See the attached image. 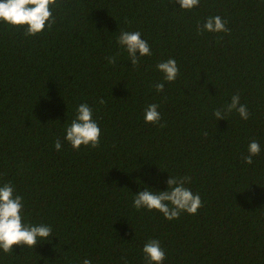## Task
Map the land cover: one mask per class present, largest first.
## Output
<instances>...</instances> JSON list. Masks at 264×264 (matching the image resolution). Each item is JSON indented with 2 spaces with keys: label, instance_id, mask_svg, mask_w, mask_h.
Listing matches in <instances>:
<instances>
[{
  "label": "trees",
  "instance_id": "trees-1",
  "mask_svg": "<svg viewBox=\"0 0 264 264\" xmlns=\"http://www.w3.org/2000/svg\"><path fill=\"white\" fill-rule=\"evenodd\" d=\"M51 10L55 23L36 36L0 21V186L23 197L24 223L53 235L0 250V264H145L150 239L165 251L162 264H264V0H200L191 10L169 0H56ZM215 15L230 31L198 33ZM122 31L150 46L136 67L117 45ZM168 58L179 68L173 82L155 67ZM235 94L249 118L216 120L213 110ZM81 103L93 109L98 148L63 139ZM151 103L156 125L144 122ZM253 139L261 152L247 165ZM168 175L191 178L196 214L169 221L132 207L139 191L166 190Z\"/></svg>",
  "mask_w": 264,
  "mask_h": 264
},
{
  "label": "clouds",
  "instance_id": "clouds-1",
  "mask_svg": "<svg viewBox=\"0 0 264 264\" xmlns=\"http://www.w3.org/2000/svg\"><path fill=\"white\" fill-rule=\"evenodd\" d=\"M200 0H169V3H178L184 10H191L199 5ZM56 4V0H0V21L15 28H23L25 36H36L41 33L45 26L51 28L55 23L51 6ZM227 21L219 15L209 16L202 25H197L198 33L223 32L228 33L230 29L226 27ZM117 45L126 50L128 60L133 67L139 65L140 57L152 55L148 42L141 38L139 31H122L117 38ZM137 52L139 55H137ZM108 63L116 64V57H107ZM157 71L162 73L163 81L173 82L179 74V68L174 58H168L155 65ZM155 90L162 92L164 83L157 82ZM99 103L105 101L101 98ZM159 105L149 104L144 110V122L156 125L161 120L158 111ZM233 111L237 112L241 119L247 120L249 112L247 106L240 103L239 94L231 97V102L222 108L214 109L213 116L216 120L224 119ZM163 127V124H160ZM207 135V133H205ZM64 140H66L74 150H78L81 145L98 148L100 145V128L93 119V109L86 103L77 106L75 118L65 128ZM54 147L57 151L61 148V140L55 141ZM247 155L242 157L247 165L253 164V157L261 152L259 143L253 139L247 147ZM163 171V170H162ZM190 177H172L168 175L166 180L167 188L163 191L152 192L148 188L139 191L134 195L132 207L139 210H156L162 213L163 217L169 221L178 219L182 212L196 214L202 206V201L198 194H194L185 187L190 182ZM13 185L8 182L0 186V250L4 253H11L13 246L33 248L38 241L49 240L52 235V228L45 224H26L21 215L24 203L23 197L14 194ZM239 192V191H238ZM142 254L145 264H162L165 259V251L158 239H150L144 243ZM123 259V258H122ZM82 264H91V260L84 259ZM126 264V261H125Z\"/></svg>",
  "mask_w": 264,
  "mask_h": 264
}]
</instances>
